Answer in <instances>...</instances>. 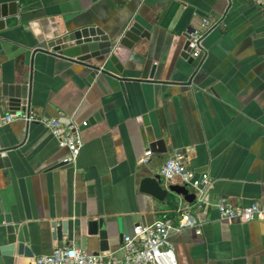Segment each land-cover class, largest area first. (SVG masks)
<instances>
[{"label":"crops","instance_id":"obj_1","mask_svg":"<svg viewBox=\"0 0 264 264\" xmlns=\"http://www.w3.org/2000/svg\"><path fill=\"white\" fill-rule=\"evenodd\" d=\"M10 2L26 15L60 18L70 31L96 26L118 37L136 22L148 38L101 88L87 82L80 64L34 53L39 40L27 24L0 32V97L32 77L31 111L74 124L82 141L69 164L68 151L43 125L8 123L12 114L0 112V151L10 162L0 169V216L27 227L34 253L6 254L2 223L0 264H35L63 246L121 262L127 234L175 219L180 206L192 207L198 227L171 236L178 264H264V221L222 222L216 207L264 205V9L250 0H0ZM203 20L217 27L191 63L183 58L186 35ZM145 123L165 142V155L151 151ZM147 151L152 156L143 163ZM176 154L193 177L202 173L210 182L190 189L193 203L141 191V180L160 175ZM203 191L209 206L199 210ZM63 222L68 232L58 241L53 225ZM92 222L100 223L96 234Z\"/></svg>","mask_w":264,"mask_h":264},{"label":"water","instance_id":"obj_2","mask_svg":"<svg viewBox=\"0 0 264 264\" xmlns=\"http://www.w3.org/2000/svg\"><path fill=\"white\" fill-rule=\"evenodd\" d=\"M26 13L14 2L0 3V32L5 28H16L19 23L27 24L39 40V46L34 50V53L52 51L59 58L80 64L89 70L87 82L91 85L96 84L101 88L104 77L118 79L117 76L122 74L125 62L141 38H148V34L136 22L132 23L123 35L111 37L96 26L70 31L60 18L41 17L38 13L26 15ZM189 52V43L187 42L183 58L193 63L194 60L190 57ZM113 71H116L117 75ZM153 72L154 69L151 77ZM31 89L32 77L28 84H18L4 89L0 97L1 117H6L4 109H7V112L12 115L29 112L31 110ZM214 90L219 91L220 86L211 88L212 92ZM144 125L151 151L165 155L167 153L165 142L157 140L152 128L147 123ZM68 166L67 163L61 164V167ZM9 167L7 152L0 151V169ZM201 176L202 173L194 175L191 183L201 181ZM140 188L142 192L154 196L161 202L172 197L183 198L188 203H193L196 200L195 195L190 194L188 184H173L158 174L153 177H144L141 180ZM203 188L204 185L198 186V190ZM2 223L5 224L6 232L5 253L12 255L16 251L18 255H24L27 258L33 257L34 253L30 249L31 243L27 227L20 228V224L14 222L9 216H4V218L0 216V225ZM89 225L91 233L96 234L100 228V223L92 222ZM53 228L55 229V238L62 241L63 235L68 232V222H63L60 226L53 225Z\"/></svg>","mask_w":264,"mask_h":264},{"label":"built area","instance_id":"obj_3","mask_svg":"<svg viewBox=\"0 0 264 264\" xmlns=\"http://www.w3.org/2000/svg\"><path fill=\"white\" fill-rule=\"evenodd\" d=\"M264 9V0H250ZM217 27L211 25L207 20H203L200 30H190L187 32V42L189 43V55L192 59H199L202 56V43L207 34ZM14 119H23L29 123H39L43 125L51 135L57 140L59 146L68 151L66 162L74 164L81 152L82 141L78 127L74 124L63 125L56 119H40L32 112L25 114H15L7 119L10 123ZM152 156L151 151L145 153L143 163H148ZM160 175L168 182L179 179L182 184H188L193 191L198 190V186L210 187L208 178L204 175L201 181L191 183L192 173L187 169L183 156L176 154L169 158L162 166ZM209 206L207 194L200 193L196 202L199 210ZM220 220L231 223H248L264 221V205L253 203L246 207H233L226 203L216 205ZM191 206H180L175 219L158 220L149 226H136L131 234L123 238V261L106 260L104 257L88 254L74 247L63 246L54 250L52 255L40 257L35 264H178L175 246L171 236L186 229H195L198 222L192 214ZM199 233V231H197Z\"/></svg>","mask_w":264,"mask_h":264}]
</instances>
